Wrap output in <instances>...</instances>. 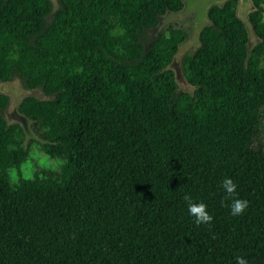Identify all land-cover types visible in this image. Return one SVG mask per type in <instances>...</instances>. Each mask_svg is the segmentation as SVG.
<instances>
[{"label": "trees", "instance_id": "16d2710c", "mask_svg": "<svg viewBox=\"0 0 264 264\" xmlns=\"http://www.w3.org/2000/svg\"><path fill=\"white\" fill-rule=\"evenodd\" d=\"M56 1L0 0V81L45 95L18 109L58 160L23 175L30 150L0 92V264H264L262 0L248 13L258 61L237 0L208 6L181 61L192 92L169 68L187 32L155 31L183 0ZM225 178L249 201L240 216Z\"/></svg>", "mask_w": 264, "mask_h": 264}, {"label": "rangeland", "instance_id": "374dc122", "mask_svg": "<svg viewBox=\"0 0 264 264\" xmlns=\"http://www.w3.org/2000/svg\"><path fill=\"white\" fill-rule=\"evenodd\" d=\"M224 1L225 0H183V8L180 11L167 12L160 17V23L155 31L163 29L169 24H174L187 32V37L180 43L178 51L169 65V68L174 71L178 88L183 91L192 92L193 86L184 76L181 65L182 58L185 54L191 53L198 45L199 30L208 21L206 15L208 6L211 4H222ZM52 2L54 7H56L57 1L52 0ZM262 4L264 7V0H262ZM253 9V0H237L238 15L246 23L249 31V57L252 58V60L258 61L254 51L260 41L254 35L248 21V13ZM0 92L8 94L10 97L9 105L4 112L7 121L9 123L18 122L23 127L25 132L24 145L30 150L29 159L22 167L23 175L28 177L39 167H56L58 165V160L49 158L40 149L39 143L42 139H40L33 131L31 127L32 120L22 114L18 109L19 102L24 96L32 94L37 97L44 98L45 95L39 89H26L17 77L8 82L0 81ZM259 143H262L264 147V108ZM14 174L15 172L12 171V176Z\"/></svg>", "mask_w": 264, "mask_h": 264}, {"label": "clouds", "instance_id": "9594fccd", "mask_svg": "<svg viewBox=\"0 0 264 264\" xmlns=\"http://www.w3.org/2000/svg\"><path fill=\"white\" fill-rule=\"evenodd\" d=\"M225 192L224 201L231 202V215L236 217L243 214L249 207V201L237 198V183L233 179L225 178L222 184ZM184 201L187 203L188 213L194 218L196 225H211L213 216L207 210V205L204 202H193L191 195L185 194ZM222 201V204H224ZM227 206V205H225ZM236 264H248V261L243 256L236 257Z\"/></svg>", "mask_w": 264, "mask_h": 264}]
</instances>
